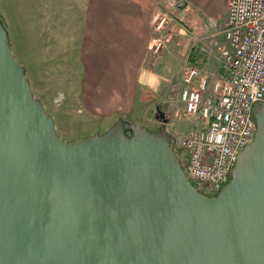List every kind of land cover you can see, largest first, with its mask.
<instances>
[{"label": "water", "instance_id": "95a60500", "mask_svg": "<svg viewBox=\"0 0 264 264\" xmlns=\"http://www.w3.org/2000/svg\"><path fill=\"white\" fill-rule=\"evenodd\" d=\"M256 107L253 140L207 196L160 136L62 141L0 28V264H264Z\"/></svg>", "mask_w": 264, "mask_h": 264}, {"label": "rangeland", "instance_id": "374dc122", "mask_svg": "<svg viewBox=\"0 0 264 264\" xmlns=\"http://www.w3.org/2000/svg\"><path fill=\"white\" fill-rule=\"evenodd\" d=\"M81 6V0H0V28L32 100L66 143L119 129L126 137L144 130L169 141L180 162L178 140L194 125L178 101L182 67L197 45L206 59L201 68L224 73L209 43L220 30L190 29L170 6L171 27L161 35L165 42L158 52L153 51V32L148 45L140 46L142 55L137 47L114 45L101 62L95 60L99 47L76 46L82 44L77 31ZM216 40L223 43L221 35Z\"/></svg>", "mask_w": 264, "mask_h": 264}, {"label": "built area", "instance_id": "2783aa9c", "mask_svg": "<svg viewBox=\"0 0 264 264\" xmlns=\"http://www.w3.org/2000/svg\"><path fill=\"white\" fill-rule=\"evenodd\" d=\"M171 14L168 9L160 12L153 24L154 52L164 45L161 35L169 32ZM220 35L222 44L216 40ZM209 38L224 73L214 67L206 71L186 59L178 101L194 125L178 143L189 182L214 196L227 183L239 152L253 140V108L264 103V0H228L226 24Z\"/></svg>", "mask_w": 264, "mask_h": 264}, {"label": "crops", "instance_id": "0c3cea01", "mask_svg": "<svg viewBox=\"0 0 264 264\" xmlns=\"http://www.w3.org/2000/svg\"><path fill=\"white\" fill-rule=\"evenodd\" d=\"M81 3V8H77L81 14L77 31L82 44L78 42L76 46L99 47L95 60L101 62L107 58V49L114 45L125 49L137 47L142 55L140 46L148 45L158 14L170 6L179 10L190 29L195 27L205 33L222 30L228 8V0H81Z\"/></svg>", "mask_w": 264, "mask_h": 264}, {"label": "trees", "instance_id": "16d2710c", "mask_svg": "<svg viewBox=\"0 0 264 264\" xmlns=\"http://www.w3.org/2000/svg\"><path fill=\"white\" fill-rule=\"evenodd\" d=\"M179 22L185 21L184 19H181L180 17H177ZM0 22L3 23L2 21V15L0 14ZM200 48L197 45H192L191 49L189 50V54L187 56V61L189 63H192L198 67H202L206 61L204 57H200ZM215 193L214 195H216Z\"/></svg>", "mask_w": 264, "mask_h": 264}, {"label": "flooded vegetation", "instance_id": "af4514ba", "mask_svg": "<svg viewBox=\"0 0 264 264\" xmlns=\"http://www.w3.org/2000/svg\"><path fill=\"white\" fill-rule=\"evenodd\" d=\"M256 106H257V107H256V112H257L258 110L263 109V107H264V103H259V104H257Z\"/></svg>", "mask_w": 264, "mask_h": 264}]
</instances>
